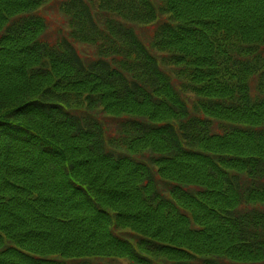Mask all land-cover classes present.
<instances>
[{
    "label": "trees",
    "instance_id": "16d2710c",
    "mask_svg": "<svg viewBox=\"0 0 264 264\" xmlns=\"http://www.w3.org/2000/svg\"><path fill=\"white\" fill-rule=\"evenodd\" d=\"M52 1L0 0V264H264V0Z\"/></svg>",
    "mask_w": 264,
    "mask_h": 264
},
{
    "label": "rangeland",
    "instance_id": "374dc122",
    "mask_svg": "<svg viewBox=\"0 0 264 264\" xmlns=\"http://www.w3.org/2000/svg\"><path fill=\"white\" fill-rule=\"evenodd\" d=\"M96 2V0H92ZM62 2V0H53L50 4L46 5L41 12L44 14L45 18L48 21L47 28H48V34L54 38L56 36V33L61 31V34H66L69 29L67 25V21L65 16L60 13L59 10V4ZM97 3V2H96ZM97 7V4H96ZM98 11V10H97ZM96 11V8H94V12L98 13ZM97 19H100V15L97 14ZM152 27H141L138 30V34L141 37V39L148 44V42L151 40L152 36ZM79 53L82 57H85V60H90L95 58L98 55L97 47L95 45H87V44H77ZM110 119V118H107ZM109 124H106L105 127L107 129L108 134H112L115 131V124H112L113 122L108 120ZM127 264L126 261H120L119 264Z\"/></svg>",
    "mask_w": 264,
    "mask_h": 264
}]
</instances>
